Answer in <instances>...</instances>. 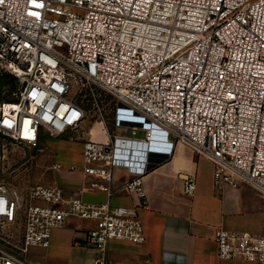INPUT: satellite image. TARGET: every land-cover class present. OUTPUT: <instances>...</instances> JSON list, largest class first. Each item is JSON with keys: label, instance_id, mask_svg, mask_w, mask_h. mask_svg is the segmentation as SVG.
<instances>
[{"label": "built area", "instance_id": "1", "mask_svg": "<svg viewBox=\"0 0 264 264\" xmlns=\"http://www.w3.org/2000/svg\"><path fill=\"white\" fill-rule=\"evenodd\" d=\"M99 91L116 102L113 132L100 118L102 139L76 136L91 111L102 115ZM46 137L82 141L81 164L50 171L80 169L110 197L113 168H126L117 190L135 203L9 180L7 149L39 152ZM177 143L212 163L217 187L261 195L259 232L218 228L214 240L219 259L264 264V0H0V264H32L28 248L47 247L70 218L94 222L92 264H139L109 259L107 244L144 243L143 175ZM182 179L192 194L195 177Z\"/></svg>", "mask_w": 264, "mask_h": 264}, {"label": "crops", "instance_id": "2", "mask_svg": "<svg viewBox=\"0 0 264 264\" xmlns=\"http://www.w3.org/2000/svg\"><path fill=\"white\" fill-rule=\"evenodd\" d=\"M97 126L99 128L100 124ZM94 138L102 139L99 135ZM77 158L76 164H81ZM52 172L55 175L47 184L56 183L67 191H80L84 202L135 203L132 196L117 190L133 176L126 168H113L116 190L110 197L86 187L88 179L80 169ZM186 173L195 177L196 187L192 194L184 193L182 174ZM143 186L147 205L138 209V215L145 241L140 244L110 240L107 244L109 259L139 264H256L241 258L219 259L214 240L218 228L260 231L263 199L253 187H217L212 163L181 143L174 145L165 160L146 171ZM93 226L91 220L70 218L64 227L52 231L47 247L32 246L26 257L32 264H92L95 252L85 244L84 238Z\"/></svg>", "mask_w": 264, "mask_h": 264}, {"label": "rangeland", "instance_id": "3", "mask_svg": "<svg viewBox=\"0 0 264 264\" xmlns=\"http://www.w3.org/2000/svg\"><path fill=\"white\" fill-rule=\"evenodd\" d=\"M98 102L102 115L98 112L91 111L85 120L83 129L75 133L76 136H83L87 130H90L89 134L92 138L96 135L101 137L97 126L100 118H103L108 132L110 134L113 132L115 128L114 114L116 102L111 96L102 91L98 93ZM81 131H84V133ZM127 134L131 135L130 129ZM143 135L144 133L142 131H137L135 136L142 137ZM42 146L44 149L39 152L16 145H11L7 149V152H5L7 155L5 158L6 171L4 169V173L9 177V180L12 181L14 179L13 182L16 184L19 183V180L48 183V179L52 175H55L54 172L49 170V166L53 161L69 164L75 162L78 159L77 157L80 160V149L82 148V141L80 139H53L46 137L42 142ZM21 158L23 159L20 160ZM28 158L30 159L29 161ZM15 176H17V179Z\"/></svg>", "mask_w": 264, "mask_h": 264}]
</instances>
